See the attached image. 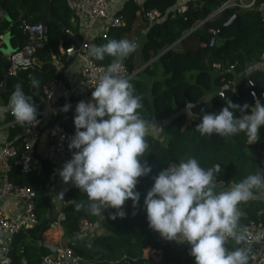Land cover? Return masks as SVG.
I'll list each match as a JSON object with an SVG mask.
<instances>
[{"label": "trees", "instance_id": "1", "mask_svg": "<svg viewBox=\"0 0 264 264\" xmlns=\"http://www.w3.org/2000/svg\"><path fill=\"white\" fill-rule=\"evenodd\" d=\"M222 1L224 0H192L182 14H176L171 8L174 0H141L140 3L124 0L113 13L121 14L123 23L110 26L104 37L92 38L90 47L104 44L110 39H122L130 30L137 13L141 15L143 11L152 8L159 11V16L154 21L142 17L146 29L144 39L138 53H132L123 64L133 72L128 80L133 84L135 94L142 97V108L138 109V112H146L143 119L166 121L161 125V139L146 134L149 148L141 162L146 160L152 170L148 176L138 178L135 190L140 193L139 202L135 208L131 200L125 202L124 218L110 219V215L116 211L112 208L104 209L101 218H98V214L93 215L86 210L76 211L74 200H85L86 195L76 187L67 188L63 196L65 203L62 206L64 219L60 222L63 232H78L81 219H85L91 227L99 224L101 228L99 233L92 228L88 241H85V234V237L69 240L65 244L83 258L79 264H120L124 257H142V249L145 246L159 249L160 255L157 260L150 256L145 257L144 264H194V257L189 254L190 246L176 241L157 240V232L148 226L143 201L152 187V177L166 169L170 163H178L180 159L189 156L195 157L205 169L214 164L221 165L222 172L215 178L220 191L229 187L232 182H239L247 175L256 173L259 168L264 170V125L259 128L258 141L252 144L247 143L245 133L222 138L217 134L202 136L195 131L203 112L218 114L226 106L224 97L241 105L247 103L251 107L255 101L248 90L252 88L256 98L264 104V96L260 95L264 92V69L251 66L255 62L258 63L259 54L264 51V19L258 9L259 6H264V0H254L253 6L246 9L229 6L189 30ZM46 12H49L50 19L44 21ZM232 13H237L235 22L220 28ZM73 19L74 13L68 0H0V34L8 32L12 50L22 47L26 41V34L18 28V24L37 21L46 24L43 41L35 47V54L42 60L39 68L20 70L15 76H4L0 71V97L6 104V110L16 84H21L24 92L33 96V103L38 109L42 106V85L51 77L58 76L51 62V55H58L57 42L60 38L62 47L73 40L64 33V28L76 30L72 25ZM208 28L218 30L212 44H208ZM201 42L204 45H200ZM172 43L179 44L180 48L168 47ZM136 54L140 56L139 65L145 64L137 70L133 64ZM62 57L60 55L61 59ZM3 59L4 55L0 52V65ZM111 59L107 56L103 61L92 58L100 65L109 64ZM213 63H218L220 67L216 68ZM157 71L160 72V78L155 77ZM33 78L39 81L36 88L31 86ZM248 81L252 85H249ZM219 88L222 89V96L217 93ZM188 103H192L189 108L190 112L197 116L196 119L192 116L186 120L184 113L180 111ZM9 111L7 110L6 120L14 121L8 128L7 140L20 150L21 143L15 135L22 126ZM234 114L241 116L239 110ZM244 114H249L248 110ZM74 115L75 109L64 111L61 115V124L71 132H75ZM253 149L261 151L259 157L253 155ZM8 170L12 176L8 179L13 183L28 186L34 183L39 187L43 183L32 171L21 173L17 166L13 168L12 163ZM47 172L48 170L45 173ZM260 191L254 189V196ZM39 193L41 198L45 199L44 194L40 191ZM36 207L35 204V224L29 227L26 233L19 232L12 239L9 259L4 264H37L42 255L52 253L47 246L35 243L49 227L47 219L40 216ZM238 207L242 212L239 224L248 220L264 221V212L261 211L258 198L254 197ZM27 236L30 240L25 242ZM226 247L234 250L237 246L227 242Z\"/></svg>", "mask_w": 264, "mask_h": 264}, {"label": "clouds", "instance_id": "2", "mask_svg": "<svg viewBox=\"0 0 264 264\" xmlns=\"http://www.w3.org/2000/svg\"><path fill=\"white\" fill-rule=\"evenodd\" d=\"M138 47V43L122 38L89 49L88 56L95 60L103 61L106 56L112 59L101 70L91 100L80 101L75 107V133L68 149L77 151L58 172L64 183L71 182L86 195L85 200H74L76 211L96 215L112 208L116 211L110 219L124 218L125 202L131 200L133 208L139 202L140 193L135 190L138 178L148 176L152 170L146 160L141 162L149 148L145 138L149 122L138 113L142 97L120 74L123 61ZM31 86L38 87L39 81L33 78ZM252 95L255 103L251 107L224 97L226 106L218 114L203 112L195 131L222 138L245 133L248 144L257 142L259 128L264 125V104L255 98V93ZM32 97L21 84L14 85L7 110L21 126L37 123L38 106ZM191 104H187L188 109ZM69 107L66 104L61 111L66 112ZM236 110L241 116L234 114ZM246 110L249 114H244ZM188 115L191 117L190 111ZM221 172L220 164L205 169L195 157L182 158L152 177V187L143 201L149 228L166 241L190 246L194 264H248L250 247L229 250L226 244L229 239L237 245L246 243V234L239 225L242 212L238 205L253 199L254 189L264 190V170L259 168L216 191L215 178ZM63 194L58 196L63 198Z\"/></svg>", "mask_w": 264, "mask_h": 264}, {"label": "built area", "instance_id": "3", "mask_svg": "<svg viewBox=\"0 0 264 264\" xmlns=\"http://www.w3.org/2000/svg\"><path fill=\"white\" fill-rule=\"evenodd\" d=\"M112 0H72V7L83 14L84 22L83 29L91 30L95 25L99 24L100 31L98 36L104 37L110 26H119L123 23L121 14H107V5ZM192 0H174L171 6L174 13L182 14ZM254 0H224L211 12L216 14L229 6H236L239 9H246L253 6ZM142 16L146 20L154 21L159 16V11L156 9H148L143 11ZM200 21V20H199ZM198 22V21H197ZM196 22V23H197ZM195 23V24H196ZM193 27V26H192ZM18 28L26 34V41L22 47L4 54L6 61L5 75L15 76L20 70L33 69L35 59V47L43 41V23L42 22H22L18 24ZM218 30L208 28L210 37L208 44L214 42V35ZM64 32L68 36H72V32L64 28ZM1 38V34H0ZM61 44V38L59 40ZM204 45V43H200ZM90 43L84 38L79 39L77 43L74 41L68 42L62 47L58 55H54L53 63L56 72H59L63 61L78 60V71L76 81L68 86V92L74 98L66 99L64 102H53L54 92L59 82L57 76L47 80L41 88L42 106L37 112V123L34 125H24L17 133L15 138H18L21 143L20 150L6 142L0 147V163L7 169L12 163L19 168L21 173H28L32 170V146L35 141L38 130L44 126L47 134L44 148L45 158L52 160H60L66 162L71 159L73 153L77 150H69L68 143L75 132L66 130L61 124V115L64 111L61 109L67 104L69 109H75L80 101L89 102L91 100V92L95 86V82L101 70L106 68L108 64H96L91 57L88 56ZM62 55L63 59L60 58ZM258 63L264 67V51L259 54ZM124 65V64H123ZM213 66L219 68L218 63H213ZM231 68V65L229 66ZM228 70V69H225ZM121 76L130 78L133 72H130L124 65L121 70ZM249 85H252L248 81ZM87 90H90L89 93ZM251 98L254 100L252 93L255 91L250 88L248 90ZM217 93L222 96V89L219 88ZM264 96V92L260 93ZM257 97L255 93V98ZM255 101V100H254ZM68 109V110H69ZM9 113H11L9 111ZM14 120H10L11 123ZM248 143V141H247ZM67 188L75 187L71 182L66 183ZM0 193L7 196L16 197L21 205L22 212L19 215H9L0 207V264H4L8 260L9 247L13 236L19 232L27 230L36 222L34 191L26 184H17L10 181L7 177H3L0 182ZM64 219L62 207L56 211L52 224H60ZM91 227L85 219L80 220L79 231H87ZM240 228L246 234L247 241L237 245L235 241L229 239L237 247H250L248 264H264V221L248 220L240 224ZM83 258L75 254L71 247L60 245L49 254L42 255L37 264H79Z\"/></svg>", "mask_w": 264, "mask_h": 264}, {"label": "crops", "instance_id": "4", "mask_svg": "<svg viewBox=\"0 0 264 264\" xmlns=\"http://www.w3.org/2000/svg\"><path fill=\"white\" fill-rule=\"evenodd\" d=\"M123 1L124 0H112V1H110L107 5V9H106L107 14L110 15V14L115 13L116 10L119 9V7L123 3ZM134 1L140 3L141 0H134ZM68 4L70 5V7L72 8L73 13H74V19L72 21V25L76 29L75 31L69 29L72 32L71 37L74 38V36H78V39L84 38L89 43H91L92 38L94 36H98V32L100 31L99 24L95 25L94 28L91 30L83 29V22H84L83 14H81L74 7H72V0H68ZM258 9L260 10V13L264 19V6H259ZM138 16H142V14L140 15L137 13L136 17L138 18ZM137 23H138V21H137ZM137 23L134 24L133 29H136L138 31H143V34H144V32L146 30L144 27V24H138V26L135 28ZM74 24H76V25H74ZM128 32L126 33L124 38H127V39L135 42V39L131 38L132 35ZM65 35H66V33H65ZM59 40L57 42L58 53L62 49V43L60 44ZM0 41L2 42V45L0 46V48H1L4 46L3 40H2V35H1ZM8 41H9V36H8ZM9 45H10V43H9ZM177 45H178V48L175 47ZM170 46L171 47L173 46L175 49L180 48L179 44H177V43H173ZM54 55L55 54L51 55V62L52 63H53V59H54L53 56ZM135 57L136 56H134V58ZM134 58H133V60H134ZM41 62H42V60L35 54L33 69L37 70L39 68ZM133 64H134L136 70L140 69V66H142V65H139L140 64V56H139L138 61L134 62ZM78 65H79L78 60H76V59L69 61L68 63H67V61L66 62L63 61L61 63V67L59 69L58 76H57L59 78V82L57 83V86H56V89L54 92L53 102H64L66 99L74 98V96L69 94L68 86L72 85L76 81ZM143 65H145V64H143ZM251 66L258 67L260 69H264L257 62H255L254 64H251ZM4 76H6V75L4 74ZM145 78H147V77H145ZM1 88H2V81H0V89ZM40 99H42L41 96H40ZM180 111L182 113H184V117L186 120L189 118H192V116H194L195 119L197 118V116L193 115L191 112H190L191 117L188 115V111H190V108L188 109L187 105L183 109H181ZM6 117H7L6 104L3 103V101L0 97V147L4 143L8 142L7 133H8V128L10 126V123H9L10 120L7 121ZM165 121H158L155 119H149L148 120L149 128H148L147 133L152 134L154 136H158L161 139L163 137L161 125ZM46 138H47L46 131L44 128L41 127L37 132V135L35 137V141H34L33 146H32V170L31 171H32V173H34V175L36 177H38L40 180H43V183L40 187L34 183H30L29 186L34 191V202L37 206L36 209H38L40 216H43L45 219H47V222L49 224V227L43 232L42 238L40 240L36 241L35 243L45 245L53 252L56 249V247L66 244L69 240L79 239V238L85 237L86 233L83 231H79V232H74L72 234H65L63 232V229L60 226V224L56 225V224H52L50 222L51 216H52V208H54L55 211H57L65 203L64 198H61L58 195L61 192H63L65 194V192H66L65 189L67 190V187H66V183H64L62 181L61 177L58 174L59 170L62 169L64 162H62L60 160H56V159L49 160V159L45 158V156H44V148H45ZM255 151H256V153H258V155H256V153H254V156L259 157L261 154V151L258 149H256ZM41 160H43L45 162L42 163ZM13 168H15L14 165H13ZM46 170H48L47 174L45 173ZM3 177L9 178L12 176L9 174L8 168L5 169L2 166V164L0 163V182H1V179ZM39 191L44 194L45 199L41 198ZM216 191H220L219 190V183H217ZM64 194H63V196H64ZM254 197L258 198L260 200L261 211L264 212V190H261L260 193ZM0 207L5 213H7L9 215H19L22 212V205L16 197L3 195L1 193H0ZM98 218H101V214H98ZM91 228H94L96 233L101 232V228H100L99 224H95ZM26 231L27 230L22 231L21 233H26ZM16 235L17 234H15L13 236V239L15 238ZM25 238H26L25 242H28L30 240L28 236ZM155 238L157 240L162 241V242L165 240L160 236V234L158 232L155 234ZM1 239H2V234L0 233V240ZM159 255H160L159 249H154L153 247H150V246H145L142 249V257L143 258L150 256V257L154 258L155 260H157L159 258ZM8 259H9V256H8Z\"/></svg>", "mask_w": 264, "mask_h": 264}, {"label": "water", "instance_id": "5", "mask_svg": "<svg viewBox=\"0 0 264 264\" xmlns=\"http://www.w3.org/2000/svg\"><path fill=\"white\" fill-rule=\"evenodd\" d=\"M213 15L215 14H212V12H210L207 16H205L202 20L198 21L196 24L193 25V27H191L189 30L197 27L198 25H200L202 22H204L205 20L211 18ZM237 18V13H232L230 16H228V18L222 23V25L220 26V28L224 27V26H228V25H232L235 20ZM49 12H46L45 14V19L44 21H47L49 20ZM188 30V31H189ZM46 31V24L43 25V32L45 33ZM186 33V32H185ZM2 40H3V44L4 46L0 48V51L1 53L4 55L8 52H11L13 51L11 46L9 45V41H8V32H5L3 35H2ZM73 41L75 43H77L79 41L78 39V36H74L73 38ZM173 44V43H172ZM170 44V45H172ZM170 45L168 47H170ZM167 47V48H168ZM5 68H6V61L5 59H3L1 65H0V71L1 73L4 75L5 74ZM15 167V166H14ZM55 214H56V211L54 208H52V216H51V220L50 222L54 219L55 217ZM93 229L89 228L88 232H85L87 234V237H85V241H88L89 240V236L91 235ZM120 264H144V258L143 257H139L137 259H130L129 257H124L123 260L121 261Z\"/></svg>", "mask_w": 264, "mask_h": 264}, {"label": "rangeland", "instance_id": "6", "mask_svg": "<svg viewBox=\"0 0 264 264\" xmlns=\"http://www.w3.org/2000/svg\"><path fill=\"white\" fill-rule=\"evenodd\" d=\"M137 21H138V23H137ZM135 23H137L136 26H135V28L138 26V24H143V22H142V16H138V18L137 17L135 18V20L133 21L132 27H131V29L128 32V33H130L132 35L131 38H134L135 39V42L138 43V45H139V47L135 51L136 53H138L139 48H140V45L142 43V40L144 39V34H143V31H138L136 29H133ZM175 47L178 48V45L175 46ZM135 56L136 57L134 58L133 63L134 62H137L138 59H139L138 54H136ZM143 66L144 65L140 66V68H142ZM155 77L160 78V72L157 71ZM143 78H145V77H143ZM138 113H139V115L142 118L146 115V112H144L142 110H140ZM252 152H253V155H254V153H256V151L254 149L252 150ZM256 155H258V153H256Z\"/></svg>", "mask_w": 264, "mask_h": 264}]
</instances>
